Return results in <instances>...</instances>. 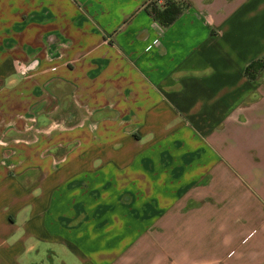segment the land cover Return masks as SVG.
Masks as SVG:
<instances>
[{"label": "crops", "instance_id": "1", "mask_svg": "<svg viewBox=\"0 0 264 264\" xmlns=\"http://www.w3.org/2000/svg\"><path fill=\"white\" fill-rule=\"evenodd\" d=\"M0 0V264H264V0Z\"/></svg>", "mask_w": 264, "mask_h": 264}, {"label": "trees", "instance_id": "2", "mask_svg": "<svg viewBox=\"0 0 264 264\" xmlns=\"http://www.w3.org/2000/svg\"><path fill=\"white\" fill-rule=\"evenodd\" d=\"M183 9L184 3L179 0H164L161 4L154 1L150 6L151 13L163 25L173 22L183 12ZM263 65V59L253 60L247 65L246 71L249 76L255 77Z\"/></svg>", "mask_w": 264, "mask_h": 264}]
</instances>
